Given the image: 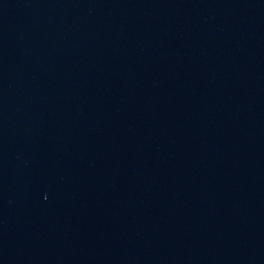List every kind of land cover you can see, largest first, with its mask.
Segmentation results:
<instances>
[{
	"label": "water",
	"instance_id": "1",
	"mask_svg": "<svg viewBox=\"0 0 264 264\" xmlns=\"http://www.w3.org/2000/svg\"><path fill=\"white\" fill-rule=\"evenodd\" d=\"M0 264H264V0H53L0 63Z\"/></svg>",
	"mask_w": 264,
	"mask_h": 264
}]
</instances>
